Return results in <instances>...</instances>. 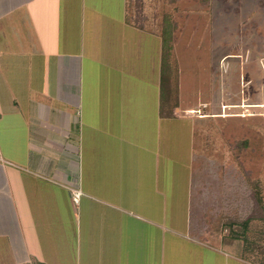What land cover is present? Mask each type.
<instances>
[{"label": "crops", "instance_id": "crops-1", "mask_svg": "<svg viewBox=\"0 0 264 264\" xmlns=\"http://www.w3.org/2000/svg\"><path fill=\"white\" fill-rule=\"evenodd\" d=\"M122 2L125 13L114 10L121 0H0L2 261L257 264L193 234L206 117L189 134L179 93L162 114L166 26L140 28ZM174 147L181 157H169Z\"/></svg>", "mask_w": 264, "mask_h": 264}, {"label": "rangeland", "instance_id": "rangeland-1", "mask_svg": "<svg viewBox=\"0 0 264 264\" xmlns=\"http://www.w3.org/2000/svg\"><path fill=\"white\" fill-rule=\"evenodd\" d=\"M125 4L121 0L114 10L125 13ZM128 17L158 33L168 25L171 103L179 93L180 113L190 115L182 122L189 134L199 112L206 117L190 175L193 234L218 243L229 232H221L222 222L250 219L247 234L228 248L264 264V0H128ZM10 91L16 95L11 80ZM174 156H182L177 147L169 151ZM205 227L212 238L204 236ZM0 264L10 263L0 255Z\"/></svg>", "mask_w": 264, "mask_h": 264}, {"label": "trees", "instance_id": "trees-1", "mask_svg": "<svg viewBox=\"0 0 264 264\" xmlns=\"http://www.w3.org/2000/svg\"><path fill=\"white\" fill-rule=\"evenodd\" d=\"M166 32L164 33V39H163V60H162V77H161V95H162V114L165 115V112H169V116H172L173 106L171 103V98L173 95V88H172V69L170 66V63L168 62L170 53L169 50H171V32L168 28V25H166ZM176 104V103H175ZM250 219L244 221V222H235L234 221H226L224 222L225 229L229 232L224 233L225 235L222 237L224 240H228V245H232L234 241L237 239H241L244 237L247 233L248 226H249ZM235 225H241L243 231L239 233L237 229H233ZM224 232V230H223ZM232 243V244H231Z\"/></svg>", "mask_w": 264, "mask_h": 264}, {"label": "built area", "instance_id": "built-area-1", "mask_svg": "<svg viewBox=\"0 0 264 264\" xmlns=\"http://www.w3.org/2000/svg\"><path fill=\"white\" fill-rule=\"evenodd\" d=\"M81 195H82L81 190L74 191V200L78 202Z\"/></svg>", "mask_w": 264, "mask_h": 264}]
</instances>
